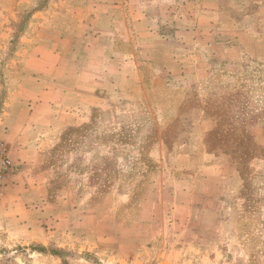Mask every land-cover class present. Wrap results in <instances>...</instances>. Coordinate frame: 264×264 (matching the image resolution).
<instances>
[{"label":"crops","instance_id":"obj_1","mask_svg":"<svg viewBox=\"0 0 264 264\" xmlns=\"http://www.w3.org/2000/svg\"><path fill=\"white\" fill-rule=\"evenodd\" d=\"M0 47L7 256H42L25 247L40 242L67 246L69 264L88 251L141 264L157 238L175 243L162 264H251L246 250H264V115L244 164L207 147L216 120L202 104L169 131L219 64L264 63V0H0ZM143 158L154 165L125 217Z\"/></svg>","mask_w":264,"mask_h":264},{"label":"rangeland","instance_id":"obj_2","mask_svg":"<svg viewBox=\"0 0 264 264\" xmlns=\"http://www.w3.org/2000/svg\"><path fill=\"white\" fill-rule=\"evenodd\" d=\"M6 51V47H0V72L8 70L7 64L3 62L6 59H2V57L9 58V50ZM215 69L211 77L202 84V87H204L202 95H197L191 91L187 95L186 100L182 101L181 104H183L182 107L184 110L180 113L181 116L179 119L175 120L176 122L172 119L175 125L170 126L169 131L171 136L177 134L178 120L186 121L192 119L195 115L199 114V111L197 112L195 108L198 104H202L204 114L216 120L215 128L206 137L207 147L219 153L226 154L233 160L244 164L255 150L252 138L246 132V128L249 124L264 115V63H247L242 66L219 64ZM171 101L176 104L179 103L177 96H174ZM153 165L146 158H143L139 162L137 167L138 173L136 172L134 176H131L133 178L132 182L137 187V190L132 191L131 201L128 207L119 210L122 216L128 217L134 205L140 200L142 192L139 189L145 184L148 178L146 169L150 171ZM248 193L249 190L246 194ZM249 197L253 199L251 193ZM173 241L169 240L168 242L162 243V239L157 238L148 243L143 242L144 245L139 246V250H143L142 253H144L141 264H162L155 259L159 258V260H162L163 256L161 254L164 250L161 249L163 247L172 248L175 246ZM20 247L16 245L14 249L20 251ZM25 247L28 250L41 252L42 256L34 257V255H29L27 251H22L23 254L17 253L12 257L7 256V246L4 245L3 238H0V264H18V258L22 259L25 264H35L39 261L42 264H69V248L67 246L63 248L55 244L46 246L40 242H32L28 243ZM130 249L129 246L125 247V250ZM87 250L97 249L96 247H92ZM144 250L149 252L146 253ZM246 251L250 254L249 261L251 264H262L264 261V250ZM86 253L88 254L86 255V260L90 264H105L94 251H88ZM175 259L176 264L207 263V260L204 261L201 254L194 252H187L184 256Z\"/></svg>","mask_w":264,"mask_h":264},{"label":"built area","instance_id":"obj_3","mask_svg":"<svg viewBox=\"0 0 264 264\" xmlns=\"http://www.w3.org/2000/svg\"><path fill=\"white\" fill-rule=\"evenodd\" d=\"M12 167V162L7 154V150L0 148V180L2 176Z\"/></svg>","mask_w":264,"mask_h":264}]
</instances>
